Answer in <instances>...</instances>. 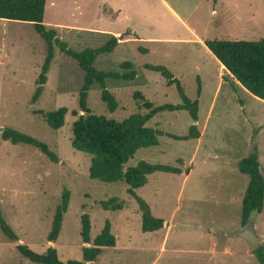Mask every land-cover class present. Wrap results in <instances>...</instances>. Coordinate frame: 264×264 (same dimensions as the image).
Instances as JSON below:
<instances>
[{
  "label": "rangeland",
  "instance_id": "374dc122",
  "mask_svg": "<svg viewBox=\"0 0 264 264\" xmlns=\"http://www.w3.org/2000/svg\"><path fill=\"white\" fill-rule=\"evenodd\" d=\"M164 1L203 39L264 36V0ZM43 24L75 51L101 46L112 35L125 33L112 52L95 58L94 66L122 72L120 63L130 61L135 78L106 80L117 101L113 112L107 110L100 87L93 83L86 103L95 114L122 120L144 113L132 97L134 91L154 105L180 103L175 85L145 69L146 63L166 67L192 100L197 98L199 77L195 122L199 137L183 140L165 134L187 133L193 121L186 110L161 111L147 121V126L164 134L157 137L156 145L137 149L126 166L143 160L179 167L182 172L155 171L135 189L151 213L164 220L161 229L141 231L140 211L126 185L90 178L91 155L71 146L72 123L82 114L78 92L83 70L53 44L43 90L31 102L46 43L31 22L0 19V127L46 143L58 158L52 162L34 146L12 144L0 136V212L18 239L11 241L0 230V264H36L19 254L17 243L37 253L54 247L63 262L80 260L82 247L92 244L105 221L110 223L115 245L103 247L94 264H259L245 240L236 236L243 227L241 199L248 181L237 162L255 148L264 178V101L236 82L163 0H46ZM60 106L68 111L58 129L34 113ZM64 190L69 192L67 210L56 240L50 242L51 218ZM112 196L124 201L122 209L100 206V201ZM83 213L90 221L89 244L80 237ZM249 220L263 237L259 245L264 248V198L261 212L252 213Z\"/></svg>",
  "mask_w": 264,
  "mask_h": 264
},
{
  "label": "trees",
  "instance_id": "16d2710c",
  "mask_svg": "<svg viewBox=\"0 0 264 264\" xmlns=\"http://www.w3.org/2000/svg\"><path fill=\"white\" fill-rule=\"evenodd\" d=\"M46 0H0V19L31 22L35 31L45 41L47 52L41 65L40 73L36 79V87L31 97V102L36 101L47 79V71L53 57V44L64 54L73 58L84 72L83 83L78 92V107L82 114L78 115L72 123L71 146L91 155L88 175L92 179L103 182L122 181L126 185V191L137 202L140 217L141 231H155L164 225L162 218L154 216L144 199L136 195L135 189L146 183V176L155 172L181 173L179 167L159 163L138 161L134 166H126L137 149L153 146L158 143L157 137L164 132L146 125L156 113L161 111L186 110L193 123L189 126L185 135L178 136L165 133L174 139L198 138L199 131L195 124L198 114V96L200 94V80L196 77L197 98L190 99L184 93L180 81L163 65L144 64V68L158 72L168 85H175L181 102L177 104L164 103L154 105L147 100L139 91H134L133 99L138 103L139 109L144 113L135 112L122 120L107 118L98 115L87 107L86 98L88 90L93 83L100 87V99L106 104L107 110L113 112L117 108V101L106 88L107 79L133 80L136 72L130 61H122L118 71H103L94 66L95 58L99 54L110 53L123 37L111 36L103 45L98 47H85L75 51L59 40L53 28H47L43 24V16ZM216 0H213L215 2ZM129 34V32L127 33ZM135 35V34H134ZM204 45L211 54L223 65L226 71L246 91L253 96L264 100V36L256 40L244 39H205ZM140 51L145 50L139 47ZM65 106L54 110L34 113L40 114L46 124L52 129H58L64 124L67 113ZM75 114V111H72ZM3 140L12 144L23 143L39 149L50 161L57 162V155L49 149L46 143L10 127H4L0 132ZM258 154L255 148L237 162L238 171L248 177L247 185L241 199L240 220L244 226L248 223L252 213H260L263 207L264 178L259 167ZM187 172V170H186ZM69 200L68 190H64L60 202L56 205L50 223L47 240L54 242L61 228L63 214L67 210ZM103 209L120 210L124 207V201L116 196L100 201ZM80 237L83 243L89 244L90 221L87 213L80 217ZM0 230L6 238L17 241V236L12 228L6 223L0 212ZM115 236L110 231L109 221H105L100 232L92 239L90 246H83L81 259H69L61 261L54 247H47L43 253H37L26 245L17 243L16 250L19 254L32 263L36 264H94L95 259L101 253L103 247H113ZM259 264H264V248L262 245L252 249Z\"/></svg>",
  "mask_w": 264,
  "mask_h": 264
},
{
  "label": "water",
  "instance_id": "95a60500",
  "mask_svg": "<svg viewBox=\"0 0 264 264\" xmlns=\"http://www.w3.org/2000/svg\"><path fill=\"white\" fill-rule=\"evenodd\" d=\"M2 130L3 127H0V132ZM236 236L241 237L245 240L248 250L254 249L263 240V237L255 232L253 225L250 223V220L236 233Z\"/></svg>",
  "mask_w": 264,
  "mask_h": 264
},
{
  "label": "crops",
  "instance_id": "0c3cea01",
  "mask_svg": "<svg viewBox=\"0 0 264 264\" xmlns=\"http://www.w3.org/2000/svg\"><path fill=\"white\" fill-rule=\"evenodd\" d=\"M163 2H164V5L168 8V10L172 13V15L174 16V17H176L180 22H182L184 25H185V27L187 28V30H188V32L192 35V37L204 48V49H206L208 52H210L208 49H207V47L204 45V43H203V41L205 40V39H203V38H201L200 36H198V34L197 33H195L194 31H193V29L192 28H190L189 27V25H187L185 22H184V20L177 14V12L173 9V7L172 6H170L168 3H166L164 0H163ZM120 13V12H119ZM118 13V14H119ZM117 14V15H118ZM117 15H115V16H117ZM133 33H135V32H133ZM135 34H137V33H135ZM138 36V35H137ZM118 42H119V40H118ZM118 42H117V44H118ZM117 46V45H116ZM115 46V47H116ZM211 53V52H210ZM212 55V54H211ZM216 59V58H215ZM225 69V68H224ZM212 245H214V242H212L211 243ZM226 252H228V249H224Z\"/></svg>",
  "mask_w": 264,
  "mask_h": 264
},
{
  "label": "bare ground",
  "instance_id": "6f19581e",
  "mask_svg": "<svg viewBox=\"0 0 264 264\" xmlns=\"http://www.w3.org/2000/svg\"><path fill=\"white\" fill-rule=\"evenodd\" d=\"M220 65H221V63H220ZM221 67L224 68L223 65H221ZM253 97H254V96H253ZM258 99H259V98H258ZM260 100H261V99H260ZM262 101H264V100H262Z\"/></svg>",
  "mask_w": 264,
  "mask_h": 264
}]
</instances>
